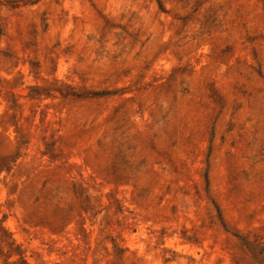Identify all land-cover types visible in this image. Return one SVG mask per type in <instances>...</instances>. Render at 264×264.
Wrapping results in <instances>:
<instances>
[{"label": "rangeland", "instance_id": "374dc122", "mask_svg": "<svg viewBox=\"0 0 264 264\" xmlns=\"http://www.w3.org/2000/svg\"><path fill=\"white\" fill-rule=\"evenodd\" d=\"M0 264H264V0H0Z\"/></svg>", "mask_w": 264, "mask_h": 264}]
</instances>
